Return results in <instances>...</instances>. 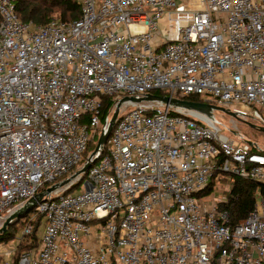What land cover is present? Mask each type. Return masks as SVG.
Wrapping results in <instances>:
<instances>
[{
  "label": "built area",
  "instance_id": "1",
  "mask_svg": "<svg viewBox=\"0 0 264 264\" xmlns=\"http://www.w3.org/2000/svg\"><path fill=\"white\" fill-rule=\"evenodd\" d=\"M78 2V19L37 25L0 0V222L77 168L0 264H15L39 216V246L17 264H264L260 190L236 225L214 193L232 176L264 183V148L201 113L125 101L75 175L125 96L195 94L264 128V0Z\"/></svg>",
  "mask_w": 264,
  "mask_h": 264
},
{
  "label": "trees",
  "instance_id": "2",
  "mask_svg": "<svg viewBox=\"0 0 264 264\" xmlns=\"http://www.w3.org/2000/svg\"><path fill=\"white\" fill-rule=\"evenodd\" d=\"M17 13L23 21H33L35 24L40 25L55 18V15L67 21L78 19L81 17V6L78 0H17ZM156 93L163 94L162 91H156ZM186 99L191 101H202L201 96L195 94L188 95ZM103 101L102 121L104 122L105 118L111 113L113 99L111 97H104ZM250 122L257 125L255 121ZM98 136L99 134L93 138L90 145L94 144V146H96V139ZM85 155H87V151ZM226 180L231 185V188L227 193V200L222 202L219 208L221 210H227L231 224L236 225L237 223L243 222L254 208L257 201L258 190H260L264 197V183L247 180L237 176H232ZM34 225L32 235L26 237L18 246L14 257L15 264H17L19 256L24 250L39 246V231L42 225L41 216L36 219ZM12 226H10L6 232L0 234V241H9L15 237L13 229L16 228V226Z\"/></svg>",
  "mask_w": 264,
  "mask_h": 264
},
{
  "label": "water",
  "instance_id": "3",
  "mask_svg": "<svg viewBox=\"0 0 264 264\" xmlns=\"http://www.w3.org/2000/svg\"><path fill=\"white\" fill-rule=\"evenodd\" d=\"M128 100L133 101L135 103H139L143 101L160 102L162 104L171 106L176 109H184V110H190V111L201 113L207 116L212 121H216L215 114H214L215 111H222V112L229 114L231 117H236V114L228 110L227 108L218 106L216 104L207 103V102L191 101L188 99H181V98L171 97L168 95L152 94V93H148L144 97L125 96L119 101V104L117 108L115 109L107 127L103 128L95 149L92 151L90 156L87 158L84 166L80 170H78V172L75 175H78V174L85 175L87 171L89 170V168L92 166V164L97 160L98 157H95L94 160H92V157L96 155V153L100 151L104 147V145L107 143L115 127L117 118L119 116L120 107L125 101H128ZM247 124H249L253 128H260L264 131V128L259 127L256 124H253L251 122H247ZM71 179L72 177L50 186L49 188H47L46 192L38 193L35 197L31 198L24 206L15 210L12 214H10L6 218L5 222L0 227V233L6 232L10 226L15 225L17 222L21 220L22 217H25L28 213H30L37 206L39 202H42L44 200V197L47 194L66 185L67 183L70 182Z\"/></svg>",
  "mask_w": 264,
  "mask_h": 264
},
{
  "label": "rangeland",
  "instance_id": "4",
  "mask_svg": "<svg viewBox=\"0 0 264 264\" xmlns=\"http://www.w3.org/2000/svg\"><path fill=\"white\" fill-rule=\"evenodd\" d=\"M55 17L59 18V16L57 15H55ZM214 114H215L216 122L219 124V126L222 129V132L225 135H227L230 138H233L237 142L250 141L264 148V131L262 129L253 128L249 124L245 123L244 121L234 119L229 114L222 112V111H215ZM98 138L99 136L97 137L96 141H98ZM95 147L96 146H94V144H91L87 150V155L91 154L92 151L95 149ZM84 162H85V157L82 160L80 165H82ZM76 170L77 168H74L69 173L59 178L58 181L68 178L71 175V173ZM230 188H231V185L225 179L223 181H219L216 184L214 193L219 199L222 200L225 198ZM81 191H82V188H78V189L75 188L71 190L70 192L78 193ZM4 222L2 223L0 222V224L3 225ZM13 226H16V228L13 229L15 237L12 240L0 243V250L2 253H6L7 250L15 249V247L18 245L19 239L23 233L24 217H22L21 220ZM41 233H42V230L39 231V235H41ZM6 259L9 264H12V261H13L12 255L6 256Z\"/></svg>",
  "mask_w": 264,
  "mask_h": 264
}]
</instances>
